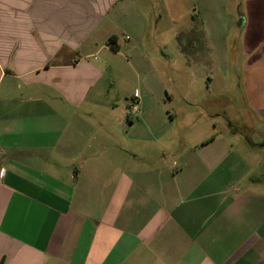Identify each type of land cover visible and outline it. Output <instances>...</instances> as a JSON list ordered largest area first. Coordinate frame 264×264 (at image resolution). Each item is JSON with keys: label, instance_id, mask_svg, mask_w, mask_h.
<instances>
[{"label": "crops", "instance_id": "obj_1", "mask_svg": "<svg viewBox=\"0 0 264 264\" xmlns=\"http://www.w3.org/2000/svg\"><path fill=\"white\" fill-rule=\"evenodd\" d=\"M184 6L0 0V264H264V140L249 138L259 132L244 127L247 144L210 136L171 148L146 107L162 100L147 41ZM246 9L248 34L222 49L216 41L213 53L219 60L242 46L259 57L251 98L264 111V0ZM115 62L143 76L142 92L125 102L122 80L110 76Z\"/></svg>", "mask_w": 264, "mask_h": 264}, {"label": "rangeland", "instance_id": "obj_2", "mask_svg": "<svg viewBox=\"0 0 264 264\" xmlns=\"http://www.w3.org/2000/svg\"><path fill=\"white\" fill-rule=\"evenodd\" d=\"M203 1L207 4L210 1L224 3L226 0ZM246 1L232 0V5L228 7L219 4V8H214L208 7V4L199 6L198 0H185L183 8L173 10L172 7L169 14L165 13L163 22L154 26L155 35L146 45L153 65L149 76L155 96H160L162 100L157 104L150 101L146 107L156 115L154 127L168 131L169 136L162 137L165 145L171 148L173 145H193L210 136H218L223 143L247 144L250 142L243 139L246 138L243 128L248 126L260 134L248 136L251 142H263L264 118H258L264 111H255L258 108L251 98L262 84V79L254 77L255 71L256 76H262L258 71L260 64L253 62L259 57L245 55L242 46L235 47L228 56L219 60L213 53L216 41L218 49H222L234 37L242 38L248 34L250 23L244 26L239 23L247 13ZM198 11L202 12L199 18ZM180 50L187 55L182 56ZM199 58L207 60L206 67L201 63L191 67V59ZM134 71L126 66L121 70L115 62L110 72L113 79L122 80L119 91L123 102L136 89L142 92L140 81L143 76ZM124 106L125 103L123 110ZM210 114L215 116L209 117ZM229 129L235 131L233 141L230 135L225 136ZM187 131L192 133L186 135ZM174 160L175 157H172L171 161ZM258 169L257 176L263 179L264 161Z\"/></svg>", "mask_w": 264, "mask_h": 264}, {"label": "trees", "instance_id": "obj_3", "mask_svg": "<svg viewBox=\"0 0 264 264\" xmlns=\"http://www.w3.org/2000/svg\"><path fill=\"white\" fill-rule=\"evenodd\" d=\"M109 44L111 45L112 49L114 51H118L119 50V46L118 44V37L116 35H112L109 40H108Z\"/></svg>", "mask_w": 264, "mask_h": 264}, {"label": "built area", "instance_id": "obj_4", "mask_svg": "<svg viewBox=\"0 0 264 264\" xmlns=\"http://www.w3.org/2000/svg\"><path fill=\"white\" fill-rule=\"evenodd\" d=\"M137 106V102L135 100H132L130 102L129 114H135L137 112Z\"/></svg>", "mask_w": 264, "mask_h": 264}]
</instances>
